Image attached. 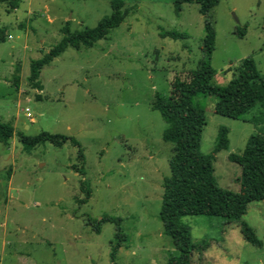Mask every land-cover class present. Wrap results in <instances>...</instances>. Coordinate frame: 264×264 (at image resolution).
I'll use <instances>...</instances> for the list:
<instances>
[{
	"label": "rangeland",
	"instance_id": "1",
	"mask_svg": "<svg viewBox=\"0 0 264 264\" xmlns=\"http://www.w3.org/2000/svg\"><path fill=\"white\" fill-rule=\"evenodd\" d=\"M114 1L0 2L7 35L0 41V120L15 127L10 145L0 141V264H166L178 253L160 217L173 145L164 138L168 122L153 108L156 93L168 97L176 76L199 67L206 18L216 32L215 83L227 85L229 67L249 56L264 76V0H220L207 15L197 3L178 12L176 0H123L127 15L119 26L92 46L67 48L42 68V89L34 87L32 61L63 38L68 21L72 31L96 27ZM237 26H247L245 36ZM174 30L187 37L164 35ZM215 103L214 95L195 98L207 114L201 150L212 152L220 129H228L215 173L222 187L238 191L242 169L229 156L242 153L251 136L258 139L253 151L264 156V105L237 119L215 113ZM43 131L80 146L68 140L27 148L21 140ZM243 220L263 246L223 217H182L194 242L209 243L193 252L191 264H264V200Z\"/></svg>",
	"mask_w": 264,
	"mask_h": 264
},
{
	"label": "trees",
	"instance_id": "2",
	"mask_svg": "<svg viewBox=\"0 0 264 264\" xmlns=\"http://www.w3.org/2000/svg\"><path fill=\"white\" fill-rule=\"evenodd\" d=\"M18 7V0H0ZM220 0H176L178 12L184 3H197L199 11L207 15ZM123 0H115L113 11L104 17L96 27L72 31L70 22L63 29V38L40 59L32 61L30 81L36 88L42 89L40 75L42 68L59 57L70 46L79 47L84 44L92 46L96 41L106 37L111 29L119 26L125 19L127 11H123ZM247 27V26H246ZM246 27L237 26L236 33L243 37ZM174 39H185L186 33L180 31L165 32ZM7 35L0 28V41H6ZM216 32L212 23L206 18L205 36L203 39L204 58L198 68L181 77L176 76L171 82V92L168 97L156 93L153 108L160 111L168 122L164 134L165 140L172 143L170 158V174L163 183V197L160 217L164 232L171 236L178 253L171 254L166 264H191L195 250L204 251L209 246L205 240L193 241L190 226L182 222L186 215H208L223 217L226 222L239 223L244 238L257 246H263V241L257 236L253 227L243 220L253 202L264 200V156L261 151H253L257 138L251 136L247 147L240 154L232 153L231 161L241 166L242 174L238 178L240 188L233 191L222 187L216 177L215 162L217 153L229 147L228 129H220L217 144L210 153L201 150L203 133L207 126L206 110L195 104L199 96L214 95L216 97L215 113L233 118H244L257 104L264 105V76L261 75L253 57H245L235 67L234 76L225 86L215 83L216 70L211 65V56L215 49ZM15 134L11 122L0 120V141L10 145ZM27 148L35 147L45 141H51L62 146L70 140L75 146L80 143L73 137L62 134H52L43 131L36 136H21ZM81 151V148H80ZM82 156V155H81ZM84 158V157H83ZM90 196V192L88 194ZM102 220H114V217H104ZM99 229V228H98ZM112 250V259H116L121 247L122 230L119 228Z\"/></svg>",
	"mask_w": 264,
	"mask_h": 264
},
{
	"label": "built area",
	"instance_id": "3",
	"mask_svg": "<svg viewBox=\"0 0 264 264\" xmlns=\"http://www.w3.org/2000/svg\"><path fill=\"white\" fill-rule=\"evenodd\" d=\"M26 115L29 117V119L31 121H34V118H33L32 114H31V111H30L29 108H26Z\"/></svg>",
	"mask_w": 264,
	"mask_h": 264
},
{
	"label": "crops",
	"instance_id": "4",
	"mask_svg": "<svg viewBox=\"0 0 264 264\" xmlns=\"http://www.w3.org/2000/svg\"><path fill=\"white\" fill-rule=\"evenodd\" d=\"M251 205H252V204H251ZM251 205H250V206H251ZM229 224H230V223H229Z\"/></svg>",
	"mask_w": 264,
	"mask_h": 264
}]
</instances>
